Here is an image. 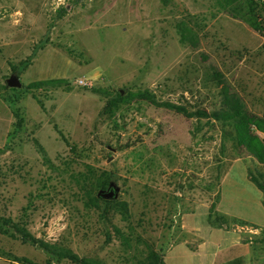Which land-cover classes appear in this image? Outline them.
<instances>
[{"label": "rangeland", "instance_id": "rangeland-1", "mask_svg": "<svg viewBox=\"0 0 264 264\" xmlns=\"http://www.w3.org/2000/svg\"><path fill=\"white\" fill-rule=\"evenodd\" d=\"M214 2L0 0V215L100 264H134L146 242L166 264L219 262L230 253L223 235L233 230L251 246L245 264H263V194L247 175L263 167L236 147L229 125L196 112L221 110L217 71L264 119V0H256L259 31L217 13ZM178 24L193 28L195 46L179 41ZM11 75L19 87L7 85ZM118 91L125 102L102 115ZM84 163L112 174L129 221L102 219L79 200L70 176ZM218 201L261 226L213 213L212 226L208 212ZM4 252L19 263L48 261L0 232V264H19Z\"/></svg>", "mask_w": 264, "mask_h": 264}, {"label": "trees", "instance_id": "trees-1", "mask_svg": "<svg viewBox=\"0 0 264 264\" xmlns=\"http://www.w3.org/2000/svg\"><path fill=\"white\" fill-rule=\"evenodd\" d=\"M214 4L217 13H224L234 19L241 20L255 31H259L263 28L261 20L255 11L256 0H215ZM177 27L179 41L182 44L195 46L198 43V35L194 32L193 28L188 27L185 24H178ZM214 76L218 78L217 81L220 83L221 110L219 112H213L212 114L196 112V115L218 120L229 125L232 129L236 147L245 149L250 155L254 156L257 162L263 167V171L256 173L248 168L247 175L256 187L262 191V203L264 206V141L254 134L256 131L264 133V119L248 112L242 100L236 94L229 91L228 86L222 81L219 72L214 71ZM41 84L43 83H37L35 85ZM143 97L144 99L153 101L149 94H144ZM124 102L125 99L123 98L121 91L116 92L114 96H108L101 109V114L106 115L107 117L114 116ZM159 105L176 110L178 113L184 115L189 113L184 107L168 102H162ZM36 144L39 146L38 143ZM39 147L43 154L44 161L48 165H52L41 146ZM83 167L84 168L81 171L71 172L72 175L70 176L72 183L77 190V194L79 195V200H81L83 205L89 209H101L102 219L110 221L115 214H119L124 220L129 221L132 214L126 200L118 198L103 199L97 196L99 189H104L108 186L109 182L112 180V174L107 171L99 172L94 166L88 163H84ZM218 197L219 196H217V199ZM217 199L215 201H217ZM212 213L223 221L227 219V216L215 210L214 203L210 206L208 212V222L211 225L213 224L210 218ZM235 219L243 224L248 223L245 220ZM217 226L220 227V225ZM250 226H253V224H250ZM113 227L116 235H119L126 243L128 239L124 237L123 233H121L116 226ZM0 232L8 234L11 237L19 238L23 243L42 250L48 256L47 264H52L53 259H56V261L63 260L66 262L65 264H100L81 258L69 250L50 244L43 239L32 235L26 228L19 227L12 222L11 219L1 215ZM2 255L19 263L18 259L11 254L4 252ZM19 260L22 261L19 264H35L27 258H21ZM134 264H166V262L164 261V255L162 252L156 250L152 245L146 242L145 249L139 253L138 257L134 258ZM217 264H242V260L241 258H235L229 262Z\"/></svg>", "mask_w": 264, "mask_h": 264}, {"label": "crops", "instance_id": "crops-1", "mask_svg": "<svg viewBox=\"0 0 264 264\" xmlns=\"http://www.w3.org/2000/svg\"><path fill=\"white\" fill-rule=\"evenodd\" d=\"M219 205H220V202L218 201L216 203V209H215L217 212H219V213H221L227 217H233V218H237L240 220H245L249 223L258 225L256 223L252 222L251 220H246L244 217H242L236 213H233L232 211L225 210V209L223 210L222 208L219 207ZM258 226H261V225H258ZM223 236H224V238L226 237V240L224 242L223 247L226 251H230L227 259H225V260L223 259L222 261L215 262V263H212V261H209L206 264L225 263V262H229L235 258H241L242 264H245L246 261L248 262L251 255H252L251 246L248 244V242H245V243L242 242L240 233H237L234 230L233 231H226V233ZM174 246H172V247H174ZM172 247H170V248H172ZM196 248L197 247H195L194 249H196ZM234 249H237V251L235 252Z\"/></svg>", "mask_w": 264, "mask_h": 264}, {"label": "water", "instance_id": "water-1", "mask_svg": "<svg viewBox=\"0 0 264 264\" xmlns=\"http://www.w3.org/2000/svg\"><path fill=\"white\" fill-rule=\"evenodd\" d=\"M7 85L10 87H19L20 81L16 75H11L7 81ZM110 160V158L108 159ZM119 194V186L114 182H109L108 186L104 189H99L97 192V196L103 199H115Z\"/></svg>", "mask_w": 264, "mask_h": 264}, {"label": "built area", "instance_id": "built-area-1", "mask_svg": "<svg viewBox=\"0 0 264 264\" xmlns=\"http://www.w3.org/2000/svg\"><path fill=\"white\" fill-rule=\"evenodd\" d=\"M79 83H82L83 85H87V83L83 80H79Z\"/></svg>", "mask_w": 264, "mask_h": 264}]
</instances>
